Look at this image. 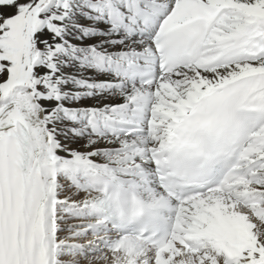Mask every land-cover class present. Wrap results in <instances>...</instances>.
<instances>
[{
	"label": "snow or ice",
	"instance_id": "obj_1",
	"mask_svg": "<svg viewBox=\"0 0 264 264\" xmlns=\"http://www.w3.org/2000/svg\"><path fill=\"white\" fill-rule=\"evenodd\" d=\"M0 264H264V0H0Z\"/></svg>",
	"mask_w": 264,
	"mask_h": 264
}]
</instances>
